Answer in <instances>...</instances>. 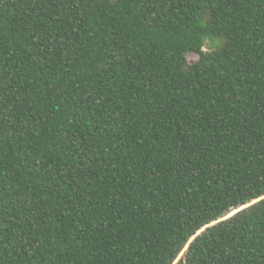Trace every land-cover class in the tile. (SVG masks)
I'll list each match as a JSON object with an SVG mask.
<instances>
[{
	"label": "trees",
	"instance_id": "trees-1",
	"mask_svg": "<svg viewBox=\"0 0 264 264\" xmlns=\"http://www.w3.org/2000/svg\"><path fill=\"white\" fill-rule=\"evenodd\" d=\"M256 193L264 0H0V264H264Z\"/></svg>",
	"mask_w": 264,
	"mask_h": 264
},
{
	"label": "snow or ice",
	"instance_id": "snow-or-ice-1",
	"mask_svg": "<svg viewBox=\"0 0 264 264\" xmlns=\"http://www.w3.org/2000/svg\"><path fill=\"white\" fill-rule=\"evenodd\" d=\"M264 203V194L256 193L255 198H250L249 202H243L241 201L238 207H235L232 211H227L226 214L221 215L219 220L213 219L212 224L213 225H223L225 221L235 223V218L238 213L244 214L245 209L249 210V212L252 211L253 206H256L257 208L261 206V204ZM210 227V225H205L204 228H200L197 232V235L199 236L200 233L205 232V229ZM190 251V244L185 245V252ZM182 256H184V252L181 253Z\"/></svg>",
	"mask_w": 264,
	"mask_h": 264
},
{
	"label": "rangeland",
	"instance_id": "rangeland-1",
	"mask_svg": "<svg viewBox=\"0 0 264 264\" xmlns=\"http://www.w3.org/2000/svg\"><path fill=\"white\" fill-rule=\"evenodd\" d=\"M219 45H220L219 40H213V41L207 43V45L204 48V51L216 50ZM191 58H195V57H191Z\"/></svg>",
	"mask_w": 264,
	"mask_h": 264
}]
</instances>
